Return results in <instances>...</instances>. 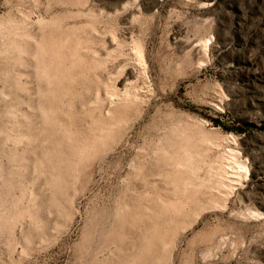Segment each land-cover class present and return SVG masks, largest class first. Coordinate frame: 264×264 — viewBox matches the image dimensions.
<instances>
[{
    "label": "rangeland",
    "instance_id": "rangeland-1",
    "mask_svg": "<svg viewBox=\"0 0 264 264\" xmlns=\"http://www.w3.org/2000/svg\"><path fill=\"white\" fill-rule=\"evenodd\" d=\"M0 264H264V0H0Z\"/></svg>",
    "mask_w": 264,
    "mask_h": 264
}]
</instances>
